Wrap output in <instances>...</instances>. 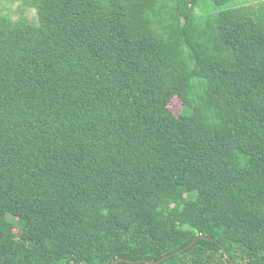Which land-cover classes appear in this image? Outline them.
<instances>
[{
	"label": "trees",
	"instance_id": "trees-1",
	"mask_svg": "<svg viewBox=\"0 0 264 264\" xmlns=\"http://www.w3.org/2000/svg\"><path fill=\"white\" fill-rule=\"evenodd\" d=\"M8 1L0 264H264V2Z\"/></svg>",
	"mask_w": 264,
	"mask_h": 264
},
{
	"label": "rangeland",
	"instance_id": "rangeland-1",
	"mask_svg": "<svg viewBox=\"0 0 264 264\" xmlns=\"http://www.w3.org/2000/svg\"><path fill=\"white\" fill-rule=\"evenodd\" d=\"M264 0H248L245 5L258 7L263 4ZM223 8V7H222ZM0 16H7L12 20L27 19L36 22V10L33 8H25L20 2H11L8 0H0ZM169 108L175 115H179L182 110V101L178 97H174ZM14 231L19 235L20 230L15 227Z\"/></svg>",
	"mask_w": 264,
	"mask_h": 264
},
{
	"label": "water",
	"instance_id": "water-1",
	"mask_svg": "<svg viewBox=\"0 0 264 264\" xmlns=\"http://www.w3.org/2000/svg\"><path fill=\"white\" fill-rule=\"evenodd\" d=\"M119 260H121V258H120V259H117V260L115 261V264H116Z\"/></svg>",
	"mask_w": 264,
	"mask_h": 264
}]
</instances>
